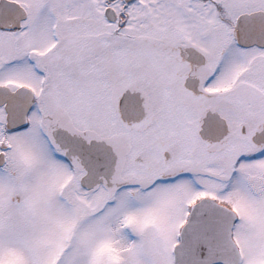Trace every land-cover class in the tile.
<instances>
[{"label":"snow or ice","instance_id":"obj_1","mask_svg":"<svg viewBox=\"0 0 264 264\" xmlns=\"http://www.w3.org/2000/svg\"><path fill=\"white\" fill-rule=\"evenodd\" d=\"M0 264H264V0H0Z\"/></svg>","mask_w":264,"mask_h":264}]
</instances>
